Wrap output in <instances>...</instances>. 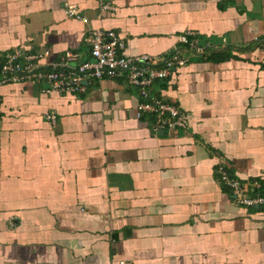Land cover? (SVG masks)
Wrapping results in <instances>:
<instances>
[{
	"label": "crops",
	"instance_id": "1",
	"mask_svg": "<svg viewBox=\"0 0 264 264\" xmlns=\"http://www.w3.org/2000/svg\"><path fill=\"white\" fill-rule=\"evenodd\" d=\"M107 1L113 11L0 0V59L22 49L48 50L44 65L67 51L89 61L92 29L154 67L179 50L187 63L151 96L188 126L154 131L124 75L83 81L75 96L36 79L0 85V264H264V208L236 205L217 172L264 194V0ZM186 32L224 47L190 54Z\"/></svg>",
	"mask_w": 264,
	"mask_h": 264
},
{
	"label": "built area",
	"instance_id": "2",
	"mask_svg": "<svg viewBox=\"0 0 264 264\" xmlns=\"http://www.w3.org/2000/svg\"><path fill=\"white\" fill-rule=\"evenodd\" d=\"M97 1L101 11L114 10L107 0ZM65 14L84 20L72 8L66 9ZM87 42L90 46L89 61H80L79 54L67 51L59 60L44 65L41 61L48 56V50L29 55L22 49L11 51L5 55L0 67V85L36 79L48 86V93L75 96L85 91L83 81H99L105 77L117 78L124 75L129 87L140 97L138 111L152 117L154 131H178L187 128L188 118L176 105L151 96L152 86L156 81L166 79L172 68L187 63L179 50L162 60L160 66L154 67L151 65L155 60L147 55L126 56L123 53L124 41L111 30L92 29ZM179 44L190 54H204L208 50L199 45L197 35L193 32L182 34ZM223 47L224 45L210 46L209 49ZM46 118L52 125L55 124L53 113ZM217 172L236 205L244 208H264V194L259 193L261 184L258 181L242 182L230 176L222 166L217 168Z\"/></svg>",
	"mask_w": 264,
	"mask_h": 264
},
{
	"label": "trees",
	"instance_id": "3",
	"mask_svg": "<svg viewBox=\"0 0 264 264\" xmlns=\"http://www.w3.org/2000/svg\"><path fill=\"white\" fill-rule=\"evenodd\" d=\"M185 50H186V48L185 47H183ZM212 54V55H211ZM5 55L6 54H4L2 57H1V59H0V67L2 66V64H3V61H4V57H5ZM198 55V54H197ZM201 56H207V55H211V56H213V55H215V54H213V53H211V51H210V49H208L207 50V52H205L204 54H200ZM157 82H160V81H157ZM153 120V119H152ZM261 193H263V192H261ZM261 208V207H260Z\"/></svg>",
	"mask_w": 264,
	"mask_h": 264
},
{
	"label": "water",
	"instance_id": "4",
	"mask_svg": "<svg viewBox=\"0 0 264 264\" xmlns=\"http://www.w3.org/2000/svg\"><path fill=\"white\" fill-rule=\"evenodd\" d=\"M173 69V68H172Z\"/></svg>",
	"mask_w": 264,
	"mask_h": 264
}]
</instances>
